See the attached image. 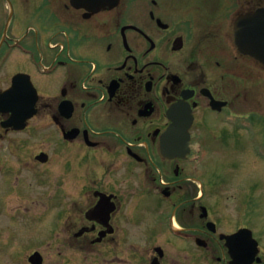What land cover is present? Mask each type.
Wrapping results in <instances>:
<instances>
[{
	"label": "flooded vegetation",
	"instance_id": "flooded-vegetation-1",
	"mask_svg": "<svg viewBox=\"0 0 264 264\" xmlns=\"http://www.w3.org/2000/svg\"><path fill=\"white\" fill-rule=\"evenodd\" d=\"M9 1L6 35L0 25V93L23 74L27 88L15 91L14 102L34 112L16 129L4 124L11 112L0 110V165L27 182L57 177L43 197L62 207L58 258L37 247L20 260L32 264L39 251L41 264H242L243 256L264 264V239L252 223L264 171L259 179L251 174V185L240 179L245 189L226 197L237 202L231 227L222 226L210 199L221 171L241 167L246 177L264 170V64L237 45L238 19L251 14L254 23L264 0ZM178 113L189 122L181 156L163 146L170 129L185 136ZM132 200L144 209L151 246H131ZM163 221L173 246L158 242ZM242 228L258 245L234 259L220 236Z\"/></svg>",
	"mask_w": 264,
	"mask_h": 264
},
{
	"label": "rangeland",
	"instance_id": "rangeland-1",
	"mask_svg": "<svg viewBox=\"0 0 264 264\" xmlns=\"http://www.w3.org/2000/svg\"><path fill=\"white\" fill-rule=\"evenodd\" d=\"M0 7V25L3 26L9 13V6L6 3V0H0ZM9 33H11V30H9ZM6 74L7 68L4 67L2 70L3 85L7 84L5 80ZM259 109L262 110V108ZM31 130H33V127L29 128L27 131ZM260 140L261 139L258 138V141ZM34 141H38V139H35ZM196 141V147H200L199 144L201 140L198 139ZM199 155L200 156L196 154L198 160L194 162L193 165L196 170L202 169L203 158L201 157V153ZM238 168H240V170L221 171L222 178L225 177L226 180L229 179V181L224 183L221 178V180L219 179L218 181L219 185L212 183L211 187L210 199L212 204L215 203L216 205V208L214 209L215 215L220 217L222 226L226 228L231 227L229 219L236 222L237 217L235 209L237 204L236 197H232L231 199H226V197L236 193V190L245 189V187L239 183L240 179H243L246 184L251 185L253 181L251 174L257 173L258 176L256 179H259V175L262 176L260 173L264 171L260 167H256L257 169L254 168V170L252 169L251 171H248L247 173L249 176L245 177L241 172L244 173L246 171L241 167ZM48 178L51 179V182L46 183L45 180L47 179V176H40L38 178V183L35 180H31L30 182H27L26 180L23 181L22 179H18L16 175L12 177L11 175L6 174L5 166L0 165V264H24L19 258L23 251H25L27 255V253L37 247L45 250L46 257L58 258L56 249L57 246H59L58 233L62 226L59 217L62 207L61 205L51 204L50 201L52 200H46L44 202L45 199L43 195L50 194L57 183V177L54 175ZM254 181L258 182V180ZM32 183H34V185H32ZM261 184L262 185L256 190L260 199L259 210L257 217L254 218L252 223L256 229V235L261 234L264 239V199L262 198L264 196V182ZM59 199L61 200V198ZM66 199L70 202L69 198ZM146 201L147 200H145V202L140 201L138 203L145 204ZM89 202L88 198L83 196L80 205L85 209ZM226 203L227 206L225 207ZM130 207L132 211L136 208L135 200L131 201ZM143 210L144 209H141L140 207L134 210L136 220H132L134 218L131 219V246H151L150 240L146 239L143 234L144 225L140 220L141 212ZM164 212H167V209ZM77 215L78 214L75 216L72 215L71 217H76ZM164 217L166 218L165 215ZM242 221L244 223L248 222V218H246L244 214ZM157 227L160 231L162 230L160 232L161 235L158 234V236H160L158 242L165 246H173L175 241L174 239H170V237H174L170 235L168 231L169 227L166 222L163 221L162 225L159 223ZM178 242L181 243L183 241L178 240ZM71 252L74 255H78V253L73 250ZM97 264L105 263L97 261Z\"/></svg>",
	"mask_w": 264,
	"mask_h": 264
},
{
	"label": "water",
	"instance_id": "water-1",
	"mask_svg": "<svg viewBox=\"0 0 264 264\" xmlns=\"http://www.w3.org/2000/svg\"><path fill=\"white\" fill-rule=\"evenodd\" d=\"M11 16L12 14H10V18ZM253 17L257 19H254V23H252L253 19L251 14H246L238 19L237 45L243 53L255 57L264 64V7L259 8L254 13ZM9 22L10 19L5 28V34L7 32ZM252 27V33L245 32L246 29ZM23 77V74L16 75L13 86L0 95V110L3 112H11V117L4 122L6 126L14 125L15 128H23L25 126L26 119L34 112L33 106H28L27 103L21 105L14 102V99L16 98L14 95L15 91H21L22 86L27 88V86L23 85ZM178 114L182 116L183 120L188 117V114L185 113ZM185 123L186 122L184 121H181L180 123L178 122V124ZM188 124L189 123H186L185 126L187 127ZM185 126L181 132L184 133L185 136L181 135L179 137H175L173 134L174 131L176 132L177 130L174 128L170 129L164 137V147L177 149L179 151V155H184V153L188 151L189 147L188 131ZM93 210L94 209H92L90 213H92ZM221 238H226V245L230 246L234 259L236 252L241 251L243 255H245L246 253L252 251V248L258 244L257 240L253 237L252 231L247 228L241 229L238 232L229 235L222 234ZM199 242L204 244V241L202 240ZM247 258L243 256L242 264H250L252 262L253 256H249ZM41 259L42 256L39 252H35L30 256V261L34 264H41Z\"/></svg>",
	"mask_w": 264,
	"mask_h": 264
}]
</instances>
